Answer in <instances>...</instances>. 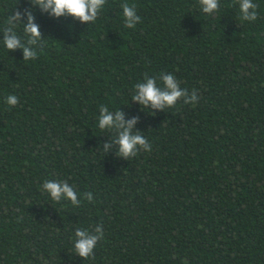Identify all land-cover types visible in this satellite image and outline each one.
<instances>
[{
  "label": "trees",
  "instance_id": "1",
  "mask_svg": "<svg viewBox=\"0 0 264 264\" xmlns=\"http://www.w3.org/2000/svg\"><path fill=\"white\" fill-rule=\"evenodd\" d=\"M219 2L209 15L199 0H107L85 23L0 0V264H264V0L255 21L239 0ZM123 3L141 16L135 28ZM25 9L41 31L34 60L4 44ZM15 31L26 41L22 23ZM145 73L173 74L198 102L143 106L132 97ZM101 105L136 118L151 151L117 155ZM46 180L67 181L81 204L54 201ZM97 225L84 259L75 231Z\"/></svg>",
  "mask_w": 264,
  "mask_h": 264
},
{
  "label": "clouds",
  "instance_id": "2",
  "mask_svg": "<svg viewBox=\"0 0 264 264\" xmlns=\"http://www.w3.org/2000/svg\"><path fill=\"white\" fill-rule=\"evenodd\" d=\"M39 4L45 11L51 10V14L60 17L69 15L79 19L85 23L94 22L107 0H33ZM201 9L204 13L211 15L220 8L219 0H199ZM124 26L126 28H135L141 22V16L137 14L135 5L123 3ZM241 19L244 21H255L258 18L256 9L258 5L253 3V0H239ZM27 17V22L24 23V17ZM23 24V31L26 41L22 40L17 35L15 29L18 24ZM7 26L3 29L4 44L8 50L23 49L24 60H34L38 57L37 49L31 47L37 45L41 40L40 26L35 22V17L30 9H25L24 12L19 10L11 14L6 22ZM44 44L39 45L43 49ZM157 79L161 80L163 87L158 86ZM183 97V103L195 105L198 102V96L195 90L189 94L187 89H182L179 86L178 80L173 74L161 73L158 77L148 76L145 73L144 82L135 85V93L133 100L139 101L143 106L152 108L173 107L177 104L180 98ZM5 102L11 107L19 103L16 95L10 94L6 97ZM136 123V118L125 121L123 111L117 110L114 113L109 110L106 105L100 106V115L98 126L101 130L113 129L118 132L115 137V142L119 144L117 155H122L126 158L134 157L143 149L151 151V145L148 140L140 133L133 134L132 129ZM111 147V143L105 145V151ZM43 190L50 193L54 201L67 199L72 205L79 206L81 200L78 198L77 192L67 181H52L46 180L43 183ZM87 200L92 201L93 195L91 192L84 194ZM103 225H97L95 232L91 233L86 229H77L75 231V252L82 258H94V248L97 242L103 238Z\"/></svg>",
  "mask_w": 264,
  "mask_h": 264
}]
</instances>
